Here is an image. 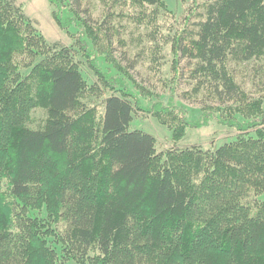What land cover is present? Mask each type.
<instances>
[{"label":"trees","instance_id":"1","mask_svg":"<svg viewBox=\"0 0 264 264\" xmlns=\"http://www.w3.org/2000/svg\"><path fill=\"white\" fill-rule=\"evenodd\" d=\"M68 1L49 0L64 30L75 24L60 15ZM85 24L81 33L112 60L109 35ZM195 27L185 49L192 78L219 107L214 121L240 133L217 150L163 159L152 135L130 130L127 90L107 97L101 116L84 104L78 53L93 68L100 55L82 36L77 52L48 43L18 0H0V264H264V97L248 101L232 70L264 58V0H215ZM36 106L48 119L34 131L24 122ZM149 112L175 141L211 121L189 123L162 104Z\"/></svg>","mask_w":264,"mask_h":264},{"label":"rangeland","instance_id":"2","mask_svg":"<svg viewBox=\"0 0 264 264\" xmlns=\"http://www.w3.org/2000/svg\"><path fill=\"white\" fill-rule=\"evenodd\" d=\"M214 1L163 0L161 5L150 7L131 1L70 0L60 15L63 20L74 18L75 24L64 30L55 20L54 11L57 9L49 0H18L25 14L35 22L37 33L48 43L58 42L77 52L78 37L82 36L88 51L100 55L95 63L97 68H93L83 54L78 53L77 60L81 61V73L87 86L84 104L96 107L101 116L104 100L111 95L122 97L119 90H127L133 96L129 100L134 106L130 130L152 135L156 139V152L163 159L170 151L193 147L204 151L217 150L234 143L240 133L234 127L214 121L212 114L219 107L206 92L198 91L191 72L196 61L185 53L195 25L204 18L207 6ZM72 4L79 15L72 12ZM154 10L156 14H153ZM84 22L86 27L109 35L112 60L98 51L87 33H81L77 26ZM168 36L171 37L170 43L165 45ZM181 37L180 49L176 51V39ZM41 59L39 57L36 63ZM232 70L248 101L264 97V58L232 67ZM30 71L31 68L24 69L21 74L25 76ZM156 104H162L163 108L174 113L181 110L189 123L200 120L203 114L210 116L211 121L207 126L188 127L185 137L175 141L172 130L160 124L149 112ZM47 119L48 109L36 106L27 114L24 125L36 131L44 127ZM237 119L242 121L240 117ZM251 134L254 137V133ZM262 197L259 196L260 200ZM28 215L34 216L35 212L28 211ZM41 215L48 217L46 209ZM59 228L64 229L65 225L59 224ZM50 245L60 250L57 245ZM61 262L58 259V264ZM64 264L78 263L70 260Z\"/></svg>","mask_w":264,"mask_h":264}]
</instances>
